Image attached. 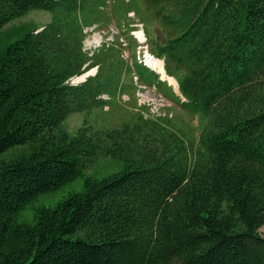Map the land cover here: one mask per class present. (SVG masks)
<instances>
[{
	"label": "trees",
	"instance_id": "1",
	"mask_svg": "<svg viewBox=\"0 0 264 264\" xmlns=\"http://www.w3.org/2000/svg\"><path fill=\"white\" fill-rule=\"evenodd\" d=\"M33 9L50 19L0 36V264H264V0H0V31ZM129 12L179 95L123 55ZM113 16V39L84 49L85 28ZM133 75L195 113L197 134L141 107L90 121ZM100 155L119 169L85 173ZM79 176V191L33 204ZM27 205L33 220L17 221Z\"/></svg>",
	"mask_w": 264,
	"mask_h": 264
},
{
	"label": "rangeland",
	"instance_id": "2",
	"mask_svg": "<svg viewBox=\"0 0 264 264\" xmlns=\"http://www.w3.org/2000/svg\"><path fill=\"white\" fill-rule=\"evenodd\" d=\"M135 23H132V26H135L134 33L130 34L135 39L137 45L135 48L132 47L133 40L126 39L121 35L120 40L124 43L129 42L130 49H127L128 45L125 48L123 55L130 62V55L135 54L137 60L141 61L142 54L144 53L143 43L146 38L142 32V23H140L139 19L132 13L129 14ZM51 17V14L48 10L45 9H33L28 11L23 16L17 17L11 21H9L0 31V36L5 34L7 31H10L14 27L22 24V23H34L37 26L43 25L47 22ZM155 28V27H154ZM86 36L83 38L82 44L84 49L93 50L96 47H99L102 41H111L113 39V35L118 33V29L115 27V17L109 20V23L106 27L95 28V26H90L85 28ZM140 31L144 38L143 41H139L136 36V32ZM152 34L153 28L151 29ZM140 44V45H138ZM147 64V63H146ZM148 65V64H147ZM149 66V65H148ZM154 69V68H152ZM155 70V69H154ZM96 71V67L90 68L86 74H94ZM78 75L77 77L84 76ZM85 78L87 77L84 76ZM83 77V78H84ZM82 78V77H81ZM75 79L72 77L69 82L70 83H78L81 79ZM133 80L136 83L135 87H131L127 93H123L120 96L115 97L112 100V103L109 106H105L102 110H93L89 115V120L96 122L100 125L106 126H114L119 124L121 121L126 119L132 110H136L137 108L143 109L146 113H150L152 115H163L166 114L170 116L173 122L184 129L189 130V132L197 134V116L193 113L189 108L177 103L171 102L167 100L162 94H160L154 85L145 86L143 84H137V77L133 75ZM164 80V79H163ZM165 81V80H164ZM168 83V82H167ZM169 84V83H168ZM172 86L171 84H169ZM175 90V88L172 86ZM178 93V90H175ZM103 98H107L106 95ZM183 100V99H181ZM84 112L75 111L72 112L66 120L63 122V127L68 132H74L75 129L80 126L83 122ZM120 167V162L111 156H98L93 163H91L85 170L87 174H96V176L101 177L106 173L113 172ZM83 179L82 177H77L69 183H66L56 190L51 192H46L38 195L37 199L34 201V205L38 204H46V205H54L61 198L65 197L70 192L79 191L82 188ZM17 221H26L30 222L33 220V208L32 205H27L25 208L19 211L16 217ZM260 233L264 235V226L260 228Z\"/></svg>",
	"mask_w": 264,
	"mask_h": 264
},
{
	"label": "bare ground",
	"instance_id": "3",
	"mask_svg": "<svg viewBox=\"0 0 264 264\" xmlns=\"http://www.w3.org/2000/svg\"><path fill=\"white\" fill-rule=\"evenodd\" d=\"M136 36L139 39V41L144 40L142 33L140 31L136 32ZM144 58H145V62L149 65L150 68H154L156 70L157 67H159L160 70H159L158 74L162 77V79H164L166 82L171 84L175 88V90H178V85H177L175 78L166 74V72L163 68V63L161 60H156L155 58H153V56H151L150 53H148L146 51H144ZM86 75H84V76H86ZM84 76H80V77L74 76V78L79 79L81 77L83 78Z\"/></svg>",
	"mask_w": 264,
	"mask_h": 264
},
{
	"label": "water",
	"instance_id": "4",
	"mask_svg": "<svg viewBox=\"0 0 264 264\" xmlns=\"http://www.w3.org/2000/svg\"><path fill=\"white\" fill-rule=\"evenodd\" d=\"M135 31H131V33H134ZM143 32V31H142ZM156 32H157V34L161 37V40L163 41L164 39H163V37H162V35H161V33L158 31V29H156ZM144 51H146L147 52V50H146V47L144 48ZM152 56V55H151ZM153 58H155V57H153ZM156 60H161V59H158V58H155ZM162 61V60H161ZM142 62L145 64V65H147L146 64V62H145V58H144V53L142 54ZM162 63H163V61H162ZM148 66V65H147ZM154 70V69H153ZM159 67H157V69L156 70H154L156 73H158L159 72ZM87 71H89V70H87ZM86 71V72H87ZM86 72H84V73H82L83 75L86 73ZM81 74V75H82ZM89 74H87V76H88ZM85 79V77L83 78V80ZM159 79H161V80H163L162 79V77L159 75ZM82 81V80H81ZM168 84V83H167ZM179 92V91H178ZM180 94V93H179Z\"/></svg>",
	"mask_w": 264,
	"mask_h": 264
}]
</instances>
